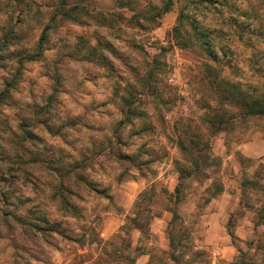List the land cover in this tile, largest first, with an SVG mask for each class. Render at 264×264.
I'll list each match as a JSON object with an SVG mask.
<instances>
[{"label": "rangeland", "instance_id": "rangeland-1", "mask_svg": "<svg viewBox=\"0 0 264 264\" xmlns=\"http://www.w3.org/2000/svg\"><path fill=\"white\" fill-rule=\"evenodd\" d=\"M119 1L0 0V264H173V206L176 229L189 240L180 264H235L242 252L256 260L261 253L248 245L264 246V191L242 183L255 179L264 187V117L216 135V171L186 180L178 204L172 194L187 164L173 125H194L200 104H215L207 97L205 61L264 94V0H173L156 25L142 15L165 0H138L143 10L135 14ZM76 6L117 23L61 16ZM185 6L210 31L217 62L204 50L175 46ZM107 44L110 67L99 56ZM92 48L97 54L88 56ZM152 59L165 71L161 98L170 102L163 111H172L158 116L144 99L134 110L149 117L127 124L123 100L136 87L131 70L143 72ZM213 183L224 191L205 202Z\"/></svg>", "mask_w": 264, "mask_h": 264}, {"label": "trees", "instance_id": "trees-1", "mask_svg": "<svg viewBox=\"0 0 264 264\" xmlns=\"http://www.w3.org/2000/svg\"><path fill=\"white\" fill-rule=\"evenodd\" d=\"M173 0H165L162 8H155L154 13L151 16H143L144 21L148 23L158 24L160 19L167 14L172 8ZM198 4V3H197ZM122 8H127L128 11L135 13L141 12L143 9L138 4V0H120L119 4ZM188 7H183L177 18V23L173 29V37L175 46L180 49H201L207 52L208 59L216 60L219 54L212 46H210L208 40L210 38V31H202L200 29V23L198 20L191 19L187 12ZM73 14V15H72ZM72 14L63 11L61 16L71 21L79 22L78 17H85L90 22L101 23L104 26H110L109 20L113 24H116L114 16L108 15L103 12H95V10L86 9L85 7L76 6ZM139 16V15H138ZM117 18V17H116ZM51 29V25H47L40 36L39 46L41 49L47 38V32ZM204 45L206 48H204ZM107 48L110 50V46H102L103 50H99L100 59L103 64L110 67V63L104 55V50ZM92 48L88 56H95V49ZM98 50V49H97ZM98 52V51H97ZM111 52V50H110ZM143 63V62H142ZM142 67L143 72H139L138 69L132 68V72L136 76V87H130L128 90V99L123 100L124 105V121L127 124H131L132 118H145L147 119V112H139L136 114L134 108L135 103L141 104L144 99L151 100L154 107L157 110L158 116L163 112L170 113L171 109L163 111V106L168 104L170 100H164L162 97V84L165 88H168L164 81V69L163 65L158 59H152L147 63L144 62ZM203 71L205 74V80L207 81L209 94L208 98L212 99L211 102H202L199 109L202 111L201 116L197 119L194 125L191 123H184L179 121L173 125V130L176 132V138L170 137L180 150L184 161L187 166L180 167L179 182L175 187L172 194L176 204L183 200V190L188 186L185 184L186 180H192L195 175L202 176L203 180L210 179V173L216 171L217 164L212 152L213 141L217 134L228 133L235 128L238 121L246 123L248 119L264 117V94H255L243 89L239 82H234L223 73V70H217L213 65V62L205 61L203 63ZM132 91V92H131ZM212 95V97L210 96ZM146 97V98H145ZM136 98H142L136 100ZM138 101V102H136ZM175 100L169 105H174ZM162 118V116H161ZM214 180V178H212ZM242 187L256 188L264 191L263 185L257 180L253 179L250 182H243ZM242 189V191L244 190ZM207 198L205 202H209L214 196L222 194L224 188L219 183H213L205 188ZM172 214V220L169 224L170 231L168 232L169 249L168 256L173 264H180L182 261V254L188 250V234H182L177 230V224L179 221V214L176 206L168 209ZM231 220L229 221V224ZM139 229V228H138ZM177 233V234H176ZM250 251L258 254V258L253 257L248 253H241L240 259L235 264H264V246L261 244L250 243L248 245Z\"/></svg>", "mask_w": 264, "mask_h": 264}]
</instances>
